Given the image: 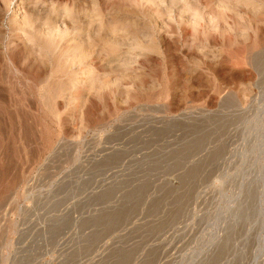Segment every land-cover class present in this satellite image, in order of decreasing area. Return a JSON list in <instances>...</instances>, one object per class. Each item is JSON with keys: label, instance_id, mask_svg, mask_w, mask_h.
<instances>
[{"label": "rangeland", "instance_id": "obj_1", "mask_svg": "<svg viewBox=\"0 0 264 264\" xmlns=\"http://www.w3.org/2000/svg\"><path fill=\"white\" fill-rule=\"evenodd\" d=\"M0 264H264V0H0Z\"/></svg>", "mask_w": 264, "mask_h": 264}, {"label": "bare ground", "instance_id": "obj_2", "mask_svg": "<svg viewBox=\"0 0 264 264\" xmlns=\"http://www.w3.org/2000/svg\"><path fill=\"white\" fill-rule=\"evenodd\" d=\"M45 65H46V64H45ZM38 76H39V75H38ZM39 77H40V76H39ZM34 78H35V77H34ZM37 78H38V77H37ZM28 79H30V78H28ZM42 79H43V78H42ZM31 80H32V79H31ZM33 80H34V79H33ZM36 81H37V80H36ZM36 81H35V82H36ZM44 81H46V80H44ZM35 82H34V83H35ZM37 83H38V81H37ZM44 83H45V82H44Z\"/></svg>", "mask_w": 264, "mask_h": 264}]
</instances>
